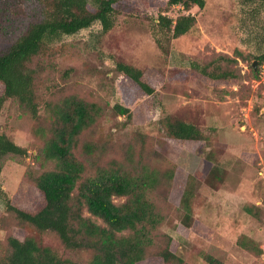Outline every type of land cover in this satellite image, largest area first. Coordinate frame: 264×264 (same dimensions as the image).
Segmentation results:
<instances>
[{"label":"rangeland","instance_id":"1","mask_svg":"<svg viewBox=\"0 0 264 264\" xmlns=\"http://www.w3.org/2000/svg\"><path fill=\"white\" fill-rule=\"evenodd\" d=\"M204 1L203 9L175 6L166 12L173 20L190 14L196 24L171 42L165 56L150 32L156 13L149 1L125 0L109 32L94 24L53 44L48 59L35 60L46 70L38 97L44 104L77 95L101 107L96 128L81 140L96 146L85 158L87 164L118 161L130 168L144 165L158 174L149 198L161 209L165 220L160 230L175 240L180 264H207L205 255L223 264H264V63H259L264 55V9L238 0ZM39 18L34 0H0V51ZM218 56L236 60L230 68L237 71V80L213 81L191 68V63L207 64ZM118 60L144 71L156 93L133 98L128 83L114 71ZM115 104L128 106L131 119L114 116ZM167 115L187 119L203 131L206 141L200 152L191 143L166 137L160 120ZM39 124L15 100H8L0 113V131L27 151L0 161V189L24 207L42 202L27 181L29 171L48 167L32 158L43 147L39 133L34 134ZM202 149L213 153L224 177L217 189L205 184L213 163L204 159ZM166 169L172 171L171 180H163ZM184 188L190 193L189 229L180 222ZM247 206L250 214L244 210ZM26 235L0 199V254L7 236Z\"/></svg>","mask_w":264,"mask_h":264},{"label":"trees","instance_id":"2","mask_svg":"<svg viewBox=\"0 0 264 264\" xmlns=\"http://www.w3.org/2000/svg\"><path fill=\"white\" fill-rule=\"evenodd\" d=\"M125 0H34L40 18L8 48L0 51V113L8 100L20 107L41 125L34 134L43 140V147L34 159L48 167L34 173L27 181L42 202L24 207L8 199L0 189L7 214H12L27 235L23 239L6 237L0 264H180L177 244L161 232L164 222L159 206L149 198L158 180L154 170L144 165L130 168L118 161L106 166L87 164L95 145L81 140L97 126L101 107L77 95L51 98L42 104L38 86L45 65L38 58L50 57L52 45L63 37L99 24L102 33L109 32L123 12ZM156 17L150 21V32L156 47L167 56L171 42L187 34L196 24L194 16L182 15L175 20L166 12L175 6L185 11L203 9L204 0H148ZM264 9V0H238ZM236 60L218 56L207 64L191 63L200 76L213 81L239 78L230 68ZM264 63V55L259 58ZM48 69V68H47ZM115 73L128 83L133 98L154 95L149 77L141 69L116 61ZM126 99L127 105L130 100ZM42 108V110H41ZM114 116L131 119L128 106L115 104ZM160 125L168 139L191 143L195 151L206 141L203 131L187 119L167 115ZM204 152V159L213 163L205 184L217 189L224 181L213 153ZM26 149L18 146L0 131V161L9 156H25ZM1 173V165H0ZM163 180L172 179V171L164 170ZM190 193L183 189L180 200L181 227L189 229ZM114 198H124L115 204ZM160 210H159V209ZM251 213V207H244ZM258 249V248H257ZM261 250H257L260 254ZM207 264H223L205 255Z\"/></svg>","mask_w":264,"mask_h":264}]
</instances>
